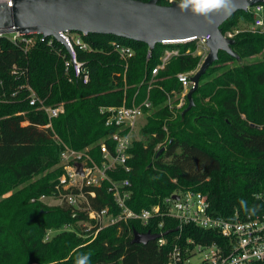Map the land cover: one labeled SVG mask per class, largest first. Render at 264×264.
I'll return each instance as SVG.
<instances>
[{"label":"trees","instance_id":"trees-1","mask_svg":"<svg viewBox=\"0 0 264 264\" xmlns=\"http://www.w3.org/2000/svg\"><path fill=\"white\" fill-rule=\"evenodd\" d=\"M241 20L252 21V15L239 11L222 25L223 32L238 27ZM85 38L94 48L80 54L90 70L88 84L67 80L63 51L57 54L38 40L25 53L7 36H0V94H11L25 81L22 75L12 74L14 65L26 69L30 84L47 104L64 103L65 112L52 119L56 133L70 146L83 149L115 130L106 126L100 108L119 106L124 99L129 105L133 100L142 102L161 56L167 49H178L180 54L170 59L152 83L149 98L155 110L147 116L141 138L130 150L132 171L120 169L110 175L131 179L132 195L127 202L136 211L150 209L176 190L191 189L207 194L211 212L226 218L264 213V62L252 72L238 65L218 80L203 83L221 58L242 64L246 57L261 54L264 33L240 31L234 37L233 48L240 60L220 51L219 59L201 77L202 84L193 94L195 105L185 116L182 112L188 100L180 110L170 109L168 101L182 90L177 74L196 70L200 64L195 40L157 43L148 57L149 46L144 42L100 34ZM114 40L136 51L126 80ZM26 95L21 91L11 102L0 103V264H75L81 254L90 255L89 264H168L175 243H185L189 237L204 243L220 240L216 231L194 224L180 227L176 219L168 217H153L146 225L140 220L118 222L93 237L97 226L87 230L79 223L89 221L87 213L66 203L46 204L42 197L53 194L55 180L62 173L57 165L63 147L53 138L47 114L31 106ZM201 106H207L211 114L194 117ZM21 111L26 116L17 114ZM107 141L113 148L114 143ZM91 153L101 161L97 145ZM37 176H42L40 183L19 190L21 184ZM88 190L96 192L95 196L88 194L93 208L120 212L107 183ZM65 225L72 229L62 230ZM52 229L55 233L47 238ZM161 230L168 232L164 246L157 239L134 241L136 233Z\"/></svg>","mask_w":264,"mask_h":264},{"label":"built area","instance_id":"built-area-1","mask_svg":"<svg viewBox=\"0 0 264 264\" xmlns=\"http://www.w3.org/2000/svg\"><path fill=\"white\" fill-rule=\"evenodd\" d=\"M174 0H170L173 2ZM12 5V0H0ZM247 11L252 15V31L264 33V4H256L248 7ZM240 28L227 30L224 35L234 38ZM66 41L68 48L63 42L50 36L44 38L42 35H24L20 32H11L5 35L17 47L25 53L35 46L38 40L46 42L47 45L61 55L63 60L64 74L70 83L88 84L91 81V74L86 60L80 58L81 52H90L94 48L82 32L65 31L60 32ZM210 35L203 37H193L189 39L174 41L164 40L163 44L184 43L195 40L198 48L196 53L203 61L209 51L207 40ZM60 44V46H58ZM114 50L123 61V76L126 80V73L129 69L130 61L135 56V49L124 42L112 41ZM178 49H167L160 58V62L152 70V78L149 81L148 95L140 103L135 101L128 104L124 99L119 106H102L100 112L106 117V126L115 127V130L108 136L100 139L95 144L86 146L83 149H76L65 142L54 130L52 119L65 112L64 103L49 105L45 98L41 97L29 82L26 69H20L17 65L12 68L13 75H22L25 81L11 94L6 92L0 94V103L11 102L21 91H26V98L31 106L36 110L43 111L49 118L48 126L53 131V138L62 145L61 159L57 167L62 168V173L57 177L55 191L51 196L56 201V205L66 203L74 207L79 212L88 214L89 221L79 223L90 230L92 226H97L93 237L104 227L118 222H128L130 220H140L143 224H148L153 217H168L176 219L179 226L194 224L205 230H213L220 234V240L210 243L197 242L189 237L185 243H175L169 256L168 264H264V213H248L242 217L237 214L234 218H226L211 212L210 201L207 194L194 190H176L167 195L161 203L152 206L150 209L136 211L128 205V199L132 195V181L129 177L114 179L110 172L120 169L126 172L132 171L129 164L131 157L130 150L134 142L139 140L142 119L150 115L155 107L149 98V91L156 75L164 69L170 59L179 55ZM151 56L149 48L148 57ZM196 70L179 72L178 81L181 84V92L176 93L178 100L176 103L169 98L170 109L180 110L187 103V94L194 86L192 76ZM137 95V94H136ZM135 98V97H134ZM17 114L26 116V112ZM107 140L114 143L110 147ZM97 145L101 153V161H97L91 153L93 146ZM107 183L108 191L113 194L117 206L121 209L118 214H113L108 208L101 210L92 207L88 194L95 196L94 190L89 188L101 187ZM177 196V197H175ZM46 197V196H43ZM42 197V198H43ZM92 220L95 223L92 224ZM160 228L164 226V221L159 223ZM62 230L72 229L65 225ZM56 230H50L47 238ZM161 237L158 242L161 246L167 243L164 231L159 232ZM179 238V237H178Z\"/></svg>","mask_w":264,"mask_h":264},{"label":"water","instance_id":"water-1","mask_svg":"<svg viewBox=\"0 0 264 264\" xmlns=\"http://www.w3.org/2000/svg\"><path fill=\"white\" fill-rule=\"evenodd\" d=\"M160 1L12 0V5L0 2V34L18 31L24 35H42L45 39L53 36L67 48L60 32L114 35L144 42L150 50L164 40L179 41L209 34L210 39L206 43L209 51L192 76L194 86L187 94L189 104L182 112L185 116L195 105L193 94L200 85L201 77L219 59L220 51L241 59L233 48L235 39L224 35L222 25L239 11L264 4V0H232L231 14L226 15L223 10L210 13L212 22L191 10L181 11L177 0L170 4H161ZM160 237V233H136L134 241L143 243Z\"/></svg>","mask_w":264,"mask_h":264},{"label":"rangeland","instance_id":"rangeland-1","mask_svg":"<svg viewBox=\"0 0 264 264\" xmlns=\"http://www.w3.org/2000/svg\"><path fill=\"white\" fill-rule=\"evenodd\" d=\"M236 28H240L241 31H245V32H252V34H255L257 32H254L252 31V24H251V21H247V20H241L239 23H238V27ZM196 52V51H195ZM261 62H264V50L261 54H258V55H251V56H248L244 59V61L242 62V64H237L235 61H226L224 60L223 58H221V60L219 61V63L216 65L215 69H212L210 70L209 74L207 75L206 79L203 81V83L205 84V82H213V79L215 80H218L222 73L225 72V71H231L233 70L236 66L240 65V66H246V70L248 72H252L253 68H256L258 66H260ZM202 63V61H201ZM201 63L199 64L198 68L196 69V71L199 69ZM250 65H253V66H250ZM200 84H202V81L200 82ZM175 101L178 100V95H174V98ZM172 99V101H173ZM207 101L209 99H206ZM173 101V102H175ZM188 106V105H187ZM211 113H208V109H207V106H201L199 107V109L197 110V112L194 114V117H197L199 115H210ZM143 126L146 125L147 123V120H144L143 121ZM139 138H141V133H140V136ZM232 168H244V167H238V165H232L231 166ZM56 168V167H55ZM55 168H53L52 170H54ZM46 175V174H45ZM44 176V175H43ZM42 176H37L33 179H30L26 182H24L23 184H21L19 186V190H22V191H25L27 186H32V184H38L40 183L42 180H41ZM41 200H43L46 204L50 205V206H53V205H56V201L54 200V198L52 197H43ZM71 227V226H69ZM55 232L51 233L50 236H52Z\"/></svg>","mask_w":264,"mask_h":264},{"label":"clouds","instance_id":"clouds-1","mask_svg":"<svg viewBox=\"0 0 264 264\" xmlns=\"http://www.w3.org/2000/svg\"><path fill=\"white\" fill-rule=\"evenodd\" d=\"M177 5L181 11L191 10L195 14L204 15L209 22H212L210 13L223 10L228 15L233 9L232 0H177ZM256 210L254 207L253 213ZM89 260V254H81L76 258L75 264H89Z\"/></svg>","mask_w":264,"mask_h":264},{"label":"crops","instance_id":"crops-1","mask_svg":"<svg viewBox=\"0 0 264 264\" xmlns=\"http://www.w3.org/2000/svg\"><path fill=\"white\" fill-rule=\"evenodd\" d=\"M133 102H134V100L132 101V103H133ZM132 103H131V104H132ZM147 116H148V115H147ZM147 116L144 117V118L142 119V123H141L142 125H141V128L143 127V124H144L143 121H144V120H147ZM140 130H141V129H140ZM140 132H141V131H140ZM139 139H140V138H139Z\"/></svg>","mask_w":264,"mask_h":264}]
</instances>
